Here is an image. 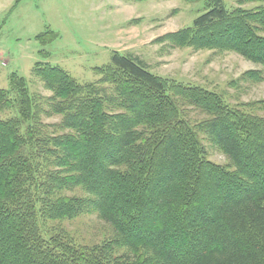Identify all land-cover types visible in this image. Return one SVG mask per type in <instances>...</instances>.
Returning <instances> with one entry per match:
<instances>
[{
  "label": "trees",
  "instance_id": "1",
  "mask_svg": "<svg viewBox=\"0 0 264 264\" xmlns=\"http://www.w3.org/2000/svg\"><path fill=\"white\" fill-rule=\"evenodd\" d=\"M181 1L202 2L203 13L160 42L264 69V0ZM95 72L79 83L38 62L32 78L50 95L16 74L0 90V264H264V119L127 54ZM201 135L228 167L206 160ZM90 213L111 228L101 245L56 225Z\"/></svg>",
  "mask_w": 264,
  "mask_h": 264
},
{
  "label": "rangeland",
  "instance_id": "2",
  "mask_svg": "<svg viewBox=\"0 0 264 264\" xmlns=\"http://www.w3.org/2000/svg\"><path fill=\"white\" fill-rule=\"evenodd\" d=\"M224 3L234 9L255 6L239 0ZM203 10L202 2L181 0H0V90H7L10 76L16 74L32 92L50 95L32 78L38 62L59 66L79 83H93L99 79L95 68L108 65L111 53L118 52L137 58L156 76L204 88L226 105L264 119L262 66L234 52L172 48L160 42L162 36L191 26ZM47 30L58 36L43 44L37 36ZM188 114L192 122L203 118L195 111ZM202 144L208 162L228 167L226 156L203 136ZM56 225L82 246L112 238L111 228L94 213Z\"/></svg>",
  "mask_w": 264,
  "mask_h": 264
}]
</instances>
